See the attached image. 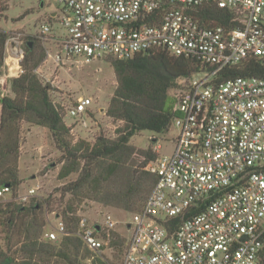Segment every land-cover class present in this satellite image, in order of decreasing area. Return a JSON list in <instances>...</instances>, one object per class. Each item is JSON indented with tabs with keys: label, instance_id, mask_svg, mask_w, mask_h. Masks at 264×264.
<instances>
[{
	"label": "built area",
	"instance_id": "1",
	"mask_svg": "<svg viewBox=\"0 0 264 264\" xmlns=\"http://www.w3.org/2000/svg\"><path fill=\"white\" fill-rule=\"evenodd\" d=\"M50 20L57 65L71 61L132 57L153 48L173 55L199 54L213 68L180 81L173 149L148 165L158 181L142 210L126 222L131 233L120 264H258L264 234V77L214 82L223 67L264 59V0H57ZM229 12V22L210 16ZM6 52L24 56L20 35H10ZM12 60V61H13ZM92 99L79 97L67 114L86 126ZM172 125V126H173ZM73 130V125H70ZM159 148H162L159 146ZM11 192L0 189V197ZM35 193L31 188L26 200ZM205 202L175 227L173 217ZM116 221L79 220V234L93 250L107 245ZM66 232L63 219L51 240Z\"/></svg>",
	"mask_w": 264,
	"mask_h": 264
},
{
	"label": "trees",
	"instance_id": "2",
	"mask_svg": "<svg viewBox=\"0 0 264 264\" xmlns=\"http://www.w3.org/2000/svg\"><path fill=\"white\" fill-rule=\"evenodd\" d=\"M210 14L219 22H229L227 10L214 8ZM8 38L5 31H0V76ZM45 58V49L28 43L21 60L22 71L11 80L14 96L0 91V189L9 185L11 191L17 192L22 182L19 176L22 122L28 121L47 127L62 150L58 177L66 179L78 173L76 180L63 185L62 195H81L139 212L158 181V175L146 167L158 155L152 149L135 148L130 139L141 131L170 132L178 114L175 109L178 98L176 94L171 97L169 91L174 87L178 90L181 79L202 71L211 72L213 68L203 63L199 54L177 56L163 47L148 49L128 58H112L118 84L106 113L124 121L120 135L115 139L100 135L94 142L74 141L70 135L71 127L65 121L66 111L51 98V84L43 83L36 73ZM239 76L264 77V59L250 57L225 66L213 79L215 83H221ZM137 150L144 157L143 161L134 157ZM204 207L205 202L195 204L184 214L171 218L169 223L177 227ZM39 210L36 204H15L8 209L5 217L8 226L6 248L0 237V264H40L34 256L42 253L58 256L67 264H110L97 254L105 247L101 250L89 248L77 231L80 218L72 206L64 212L66 232L62 238L49 243L39 241L45 225L44 220L38 219ZM262 243L258 264H264V234ZM17 244L26 250L27 257L19 259L15 251L12 252Z\"/></svg>",
	"mask_w": 264,
	"mask_h": 264
},
{
	"label": "rangeland",
	"instance_id": "3",
	"mask_svg": "<svg viewBox=\"0 0 264 264\" xmlns=\"http://www.w3.org/2000/svg\"><path fill=\"white\" fill-rule=\"evenodd\" d=\"M63 6L57 0H0V31L10 35H20L22 48L25 53L27 44L35 43L36 47H42L46 51V58L36 69V73L43 83H50V95L52 100L64 111L75 103L79 97H90L92 105L90 116L86 118L87 125H81L80 120L74 121L67 114L65 121L67 125H73L70 131L74 141L85 139L94 142L100 135L115 139L120 135L124 121L114 119L107 115L111 97L118 84L111 59H97L91 62L71 61L66 65H57L47 51L55 50V43L51 34L48 40L40 35V27L45 20H50L54 30L60 32L58 19H53L52 11ZM22 56L17 63L11 55L6 52L4 65L1 67L0 91L4 95L14 96L11 89V80L18 76L21 71ZM13 60V61H12ZM174 87L169 91L170 96L177 94ZM177 128L172 126L170 132L156 133L152 131H141L130 139V143L137 149H152L158 156L169 154L174 145ZM161 146L162 148H159ZM134 157L143 161L144 157ZM157 156V157H158ZM63 152L57 147L51 131L44 126L35 125L28 121L22 122L21 147L19 158V176L22 182L17 190L6 193L0 197V237L5 246V235L8 229L5 224L7 211L16 205L31 206L36 204L40 207L38 212L39 221H45L39 236L43 243L59 241L62 234L56 240L46 236L47 232L55 231L58 219H63L66 225L64 212L72 206L79 218L85 217L89 224L101 223L106 216L111 215L116 221L115 228L111 230V236L103 250L97 254L102 255L110 264H120L124 255L126 242L131 233L128 231L126 222L133 219L137 211H129L119 206L106 205L94 198L73 196L70 193L62 195V187L65 183L74 181L78 173H73L66 179H60L58 173L62 166ZM148 167V164L146 165ZM119 185V183H117ZM31 188L35 193L26 200ZM92 195L94 193L92 192ZM78 231V229H77ZM6 248V246H5ZM20 258L27 257L26 250L21 244L14 245L12 252ZM37 259V260H36ZM34 260L40 264H67L58 256L47 253L35 254ZM91 258L87 260L89 261Z\"/></svg>",
	"mask_w": 264,
	"mask_h": 264
},
{
	"label": "water",
	"instance_id": "4",
	"mask_svg": "<svg viewBox=\"0 0 264 264\" xmlns=\"http://www.w3.org/2000/svg\"><path fill=\"white\" fill-rule=\"evenodd\" d=\"M30 43V45H32V42H29Z\"/></svg>",
	"mask_w": 264,
	"mask_h": 264
}]
</instances>
